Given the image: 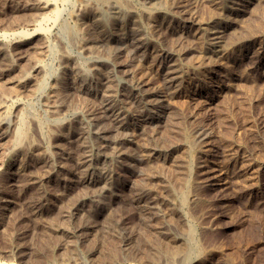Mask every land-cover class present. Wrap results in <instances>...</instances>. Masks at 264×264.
<instances>
[{
    "label": "rangeland",
    "instance_id": "374dc122",
    "mask_svg": "<svg viewBox=\"0 0 264 264\" xmlns=\"http://www.w3.org/2000/svg\"><path fill=\"white\" fill-rule=\"evenodd\" d=\"M78 2L56 0L60 19L46 25L54 54L23 50L21 57L26 53L31 57L17 61L18 71L6 79L1 77L5 68L0 63V93L29 103L43 115L45 99L30 96L32 87L10 90L9 81L32 71L35 60L49 74L68 77L72 72L62 58L67 55L76 63L84 62L95 78L99 74L97 83L113 84L115 94L124 95L112 103L129 105L119 108L127 111L129 124L121 135L128 134L134 144L124 149L125 159L117 160L107 151L100 166L108 174L92 190L74 183L66 192L65 185L43 183L40 191H29L23 179L0 176V264H138L130 258L158 264H264V0H124L128 12L105 8L103 15L89 21L71 16ZM27 3L0 0V42L33 31L27 27L32 19L24 8ZM224 6L236 11L223 15ZM220 22L228 24L221 34L227 51L212 56L204 52V33L194 35V31L199 23L210 28ZM62 25L79 27L75 41L63 36ZM79 42L87 49L82 50ZM143 43L150 48L136 46ZM152 55L160 57L156 70L149 66ZM162 58L171 63L160 64ZM133 77L147 79V96L141 100L132 91ZM42 78L38 75L36 81ZM169 78H175L174 85L167 84ZM46 80L53 85L52 78ZM67 89L65 94L62 87L57 100L62 106L57 116L71 126L73 139L81 130L87 137L85 127L97 118L96 130L116 138L101 96L92 99L70 86ZM97 89H104L102 94L107 87ZM142 103L151 105L141 108ZM1 116L10 120L11 111ZM150 118L156 121L150 123ZM48 126L52 133L59 130L51 121ZM100 138L94 142L100 143ZM37 139L45 148L46 141ZM65 142H57L54 149L63 168L61 178L67 180L70 171L75 179L79 172L72 158L63 155L68 148ZM33 168L27 174L36 172L34 179H41V170ZM183 193L193 200L182 208L177 198ZM193 248L202 253L197 255ZM173 250L174 262L166 259Z\"/></svg>",
    "mask_w": 264,
    "mask_h": 264
},
{
    "label": "bare ground",
    "instance_id": "6f19581e",
    "mask_svg": "<svg viewBox=\"0 0 264 264\" xmlns=\"http://www.w3.org/2000/svg\"><path fill=\"white\" fill-rule=\"evenodd\" d=\"M5 1V0H4ZM27 1V0H26ZM79 4L77 9L75 8V12L72 13L71 16L73 17H82L86 21L91 18H99L104 13L105 8L110 7H116L122 13L128 12L127 7H125L124 0H78ZM128 1V0H127ZM233 3V2H232ZM23 4V3H22ZM234 4V3H233ZM239 4V3H238ZM10 5V4H9ZM232 5V4H231ZM235 6V5H234ZM152 7V6H151ZM155 7V6H154ZM26 10L31 14L32 19L28 21L27 27H31L33 31L31 32H18L16 34H13L10 36L9 39H6L4 42H0V63L4 66V71L2 72V78L6 79L9 78V76L13 72H17V61L23 60L24 58H30L31 56L29 53L25 54V56L21 57V52L23 50H26V52H32L34 54L38 55H45L53 53L54 48L50 46V35L47 30V23L49 21L57 22L60 19L61 12L56 7V0H28L27 5L24 7ZM128 8H130L128 6ZM2 9V8H1ZM241 9V8H240ZM136 11V10H135ZM220 11V10H219ZM231 11H236L233 7H226L224 6L222 8V14L226 15L227 13ZM77 12V14H76ZM103 12V13H102ZM28 13V15H29ZM131 13V12H130ZM139 13V12H138ZM221 13V12H220ZM24 15V14H23ZM157 15V14H156ZM147 16V14H146ZM154 16V14H153ZM163 16V15H162ZM11 17V15H10ZM19 17V16H18ZM155 17V16H154ZM160 17V16H159ZM194 17V16H193ZM235 17V16H234ZM21 18V17H20ZM29 18V17H28ZM213 18H215L213 16ZM232 18V17H230ZM229 18V19H230ZM162 19V17H161ZM228 19V18H227ZM29 20V19H28ZM92 20V19H91ZM142 20V19H141ZM174 20V19H173ZM212 20V19H211ZM231 20V19H230ZM139 21V20H138ZM213 21V20H212ZM219 21V19H218ZM232 21V20H231ZM64 22V21H63ZM68 22V21H67ZM214 22V21H213ZM22 23V22H21ZM83 23V22H82ZM69 24V23H68ZM169 24V23H168ZM178 24V23H177ZM209 24V23H207ZM231 24V23H230ZM229 24V25H230ZM70 26V25H69ZM72 26V25H71ZM191 26V25H190ZM85 27V26H84ZM149 27V26H148ZM228 27L227 23H218L217 26L214 25L210 28H204L202 23H199L197 25V28H195L194 35H197V33H201V31L204 33L205 36L201 35L206 41L205 46V53H209L212 56H217L219 54L225 53L226 45H224V41L222 40V31ZM78 28L77 25L68 27L67 25H62V34L63 36H67V38L76 39L78 35ZM3 29V28H2ZM86 29V28H85ZM114 29V28H113ZM154 32V31H153ZM98 34V33H97ZM96 34V35H97ZM157 34V33H156ZM114 35V34H113ZM181 35V34H180ZM91 36V35H90ZM200 36V37H201ZM4 37H6L4 35ZM97 37V36H95ZM181 37V36H180ZM201 37V38H202ZM83 38V37H82ZM79 40V38H77ZM88 39V38H87ZM134 39V38H133ZM138 39V38H137ZM72 40V41H73ZM154 40V39H153ZM227 40V39H226ZM75 41V40H74ZM199 41V40H198ZM75 43V42H74ZM71 43V44H74ZM78 43V41H77ZM75 43V44H77ZM83 42H79V47L84 50L85 48ZM141 43V42H140ZM54 44V43H53ZM134 44V43H133ZM139 44V43H138ZM118 45V44H117ZM66 46V45H65ZM127 46V45H126ZM139 49H147L150 48L148 46V43L136 45ZM135 46V47H136ZM203 46V45H202ZM123 47V46H122ZM228 47V46H227ZM115 48V47H114ZM135 50V49H134ZM200 50V49H199ZM95 52V51H94ZM137 53V52H136ZM155 53V52H154ZM200 53V52H199ZM153 54V53H152ZM157 54V53H155ZM168 54V51L165 52V55ZM151 55V54H150ZM160 55V54H159ZM63 60L67 64V68L71 70V75L68 77H64L67 75H58V74H49L47 69L45 68V65H42L40 61L35 60L34 66L31 68L32 71L26 73L21 72L22 75L18 79H13L10 83V90L13 89H19L22 91V89H28V87H32L31 91H29L30 96H41V98H44L47 103V110L44 112L43 115L35 113L33 110V107L31 105L26 104L19 100L17 97H7L0 93V116H2L8 111H11V118L10 120H5L3 118H0V176H5L9 180H15L23 179V183L25 184V188L29 189H35L42 187V184H53L57 186L65 185V191H69L72 187V184L77 183L81 184L86 189H94L98 185H100V181L102 176H106L107 170L100 166V163H103L107 159V151L110 152V154L116 158L117 160L125 159V157L128 155L127 151H124L125 148H129L130 146H133L134 142L132 141L131 137L126 135H121L123 132H125L128 129V115L127 111H123L119 108H130L129 105L126 107L123 106V104L120 106L118 104H115L118 102L120 98L123 99L124 95H116L114 91V85H107L106 82H100L99 74L98 76H94L92 73V70L86 69L82 64L76 63L73 60L70 59L67 55H62ZM87 56V55H86ZM92 56V54H91ZM153 56V55H152ZM151 56V57H152ZM161 56V55H160ZM72 57V56H71ZM149 57V58H151ZM167 57V56H166ZM165 57V58H166ZM158 55H154L150 61L149 66L152 67L154 70H156V67L159 63ZM34 59V58H33ZM32 59V60H33ZM163 59V60H162ZM160 64L168 65L171 62H168L166 64L164 61L165 59L162 58ZM221 59V58H219ZM28 61V59H25V61ZM58 60V59H57ZM80 60V59H79ZM98 60V59H97ZM83 61V60H82ZM202 61V60H201ZM87 62V61H86ZM164 62V63H163ZM199 62V61H198ZM25 63V62H24ZM32 63V62H31ZM94 63V62H93ZM201 63V62H200ZM214 63V62H213ZM102 64V63H101ZM100 64V65H101ZM104 64V63H103ZM102 64V65H103ZM22 65V64H21ZM89 65V64H88ZM92 65V64H91ZM98 65V64H97ZM62 66V65H61ZM148 66V65H147ZM163 66V65H162ZM1 70H2V66ZM90 67V66H89ZM97 67V66H96ZM103 68V67H102ZM109 69V67H107ZM125 68V67H124ZM98 69V68H97ZM105 69V68H104ZM114 69V68H113ZM96 70V68L94 69ZM111 70V69H110ZM160 70V69H159ZM24 71V69H23ZM57 71V70H56ZM66 69H61L62 72L65 73ZM101 69L99 70V72ZM113 71V70H112ZM110 71V72H112ZM67 73V72H66ZM43 75V78L41 80L36 81V77L38 75ZM142 74V73H141ZM144 74H142L143 76ZM118 76V75H117ZM123 76V75H122ZM141 76V75H140ZM141 76V77H142ZM167 76V75H166ZM46 77H50L53 79V85L49 84L46 80ZM144 77V76H143ZM169 77V76H168ZM219 77V76H218ZM134 78V77H133ZM12 79V78H11ZM108 79V78H107ZM181 79V78H180ZM96 80V81H95ZM105 80V79H104ZM147 80V79H146ZM144 78H134L133 80V93L138 97H140V100L142 98H145L147 96V91L145 90V86L147 85V82ZM112 81V80H111ZM114 81V80H113ZM110 82V81H109ZM89 83V85H88ZM222 83V82H221ZM3 84V83H2ZM5 84V83H4ZM94 84V85H93ZM167 84L169 86L175 84V78H169ZM116 85V84H115ZM3 86V85H2ZM70 86V88H73V91H75L78 95H84L90 98H97L99 95L101 96V106L103 108H106L105 111L108 114V118L111 119L113 126L112 129L113 132L116 134V138L109 139L106 137L107 134H105V130L100 131L97 129V119L92 121L91 124H87L85 127V131H88L89 135L86 137L84 136V131L79 133V138L73 139V136L75 137V132L72 134V131L70 130L71 126L66 125L59 120V108L62 107L60 105H57V100L60 97V93H62V87H63V93L67 94V87ZM101 86L107 87L106 91L102 94L98 91V87L100 89ZM66 87V88H65ZM1 88V87H0ZM3 88V87H2ZM67 89V90H66ZM120 89V88H119ZM1 90V89H0ZM4 90V89H3ZM2 90V91H3ZM122 90V89H121ZM6 91V90H5ZM16 91V90H15ZM8 92V91H7ZM18 92V91H17ZM126 92V91H125ZM205 92V91H204ZM19 93V92H18ZM212 93V92H211ZM16 94V92H15ZM12 96V95H11ZM16 96V95H15ZM66 96V95H65ZM128 96V95H127ZM80 97V96H79ZM21 98V97H20ZM100 98V97H99ZM129 98V97H128ZM134 98V97H133ZM26 99V98H25ZM76 99V98H75ZM120 99V100H122ZM206 99V98H205ZM64 100V99H63ZM70 100V99H69ZM77 100V99H76ZM55 101V102H54ZM135 101V100H134ZM74 102V101H73ZM77 102V101H76ZM94 102V101H93ZM115 102V103H112ZM146 102V101H145ZM32 103V102H31ZM70 103V102H69ZM136 104V102H134ZM151 103V102H150ZM63 103L61 102V105ZM75 104V103H74ZM79 105V104H78ZM99 105V104H98ZM140 105V103H139ZM151 105V104H150ZM149 103L147 105L141 104V108L149 107ZM156 105V104H155ZM161 105V103H160ZM64 106V105H63ZM77 106V105H76ZM81 106V105H80ZM162 106V105H161ZM71 107V106H70ZM78 107V106H77ZM99 107V106H98ZM117 108V109H116ZM61 109V108H60ZM71 109V108H70ZM133 109V108H132ZM149 110V109H148ZM151 110V109H150ZM61 111V110H60ZM75 111V110H74ZM130 111V109H129ZM154 113V111H151ZM58 113V116H57ZM63 114V113H62ZM80 115V114H79ZM1 116V117H2ZM139 116V115H138ZM78 118V117H77ZM80 118V117H79ZM52 119V120H51ZM89 119V118H87ZM86 119V120H87ZM77 120V119H76ZM79 120V119H78ZM77 122H80L78 121ZM81 120V119H80ZM99 120V119H98ZM131 120V119H130ZM150 120V123H154L156 120L154 119H148ZM49 121L52 122V124H55V127H58L57 133H52L49 129ZM68 121V120H67ZM107 121V120H105ZM143 123L146 121H142ZM141 122V123H142ZM76 123V122H75ZM82 123V122H81ZM136 123V121H135ZM104 124V122H103ZM62 125L64 127H62ZM83 125V123H82ZM143 125V124H142ZM109 126V124H108ZM148 127V126H146ZM99 128V127H98ZM78 130V129H77ZM131 130V129H130ZM136 130V129H135ZM80 130H78L79 132ZM110 131V130H108ZM82 133V134H81ZM110 133V132H109ZM81 134V136H80ZM111 134V133H110ZM119 134V135H118ZM142 135V134H141ZM35 136L39 137L42 141H46L47 145L44 146L45 148H40L38 145V139L37 142L35 140ZM111 136V135H110ZM102 138V141L100 140ZM112 137V136H111ZM91 138V139H89ZM95 138H100V143L94 142ZM65 139L67 142V152L63 155H69L72 161V166H74L77 171L79 172V175L74 179L72 176L73 174L68 171V174H65L68 176L67 180H63L61 178V165H58V160L56 159V153H55V146L57 142H60L61 140ZM69 139V140H68ZM134 140V139H133ZM153 140V139H152ZM43 141V142H44ZM145 141H148V139ZM65 142V143H66ZM45 143V144H46ZM97 143V144H96ZM147 144V142H146ZM42 146V145H41ZM136 146V145H135ZM137 147V146H136ZM135 147V149H137ZM143 147V146H142ZM141 147V148H142ZM147 147V146H146ZM145 147V149H146ZM134 148V147H133ZM139 148V147H138ZM140 149V148H139ZM138 149V150H139ZM149 149V148H148ZM126 150V149H125ZM131 150V148H130ZM129 150V151H130ZM144 151V150H143ZM204 151V150H203ZM145 152V151H144ZM162 152V151H161ZM166 152V151H165ZM146 153V152H145ZM150 153V152H149ZM137 154V153H136ZM147 155V154H146ZM151 155V154H150ZM191 156V155H190ZM58 157V156H57ZM67 157V156H66ZM195 157V156H192ZM129 158V157H128ZM231 158V157H230ZM146 159V158H145ZM64 160V159H63ZM67 160V159H66ZM195 160V159H190ZM189 160V161H190ZM67 161H70L67 160ZM146 161V160H145ZM65 162V161H64ZM192 162V161H191ZM249 162V161H248ZM60 163V162H59ZM131 163V162H130ZM37 166V169L39 168L41 170V175L38 177L41 179H34L37 173L35 172V175H28L27 171L31 168H35ZM64 167L63 163H61ZM123 164V163H121ZM33 166V167H32ZM67 167V166H66ZM109 167V166H108ZM33 168V169H34ZM244 168V167H243ZM35 168V170H37ZM63 169V168H62ZM115 169V168H114ZM240 169V168H239ZM39 171V170H38ZM37 171V172H38ZM118 171V170H117ZM190 171V170H189ZM32 172V171H31ZM75 172V171H74ZM76 173V172H75ZM40 174V173H39ZM78 174V173H77ZM76 174V175H77ZM38 175V174H37ZM67 178V177H66ZM104 179V178H103ZM102 179V180H103ZM117 180V179H116ZM67 181V182H66ZM206 181V180H204ZM20 182V180H19ZM110 182V181H109ZM207 182V181H206ZM222 182V181H221ZM1 183V182H0ZM6 183V182H5ZM202 183V182H201ZM3 184V183H2ZM105 184V183H104ZM111 185V183H109ZM209 184V183H208ZM7 185V184H6ZM5 185V186H6ZM20 185V183H19ZM172 185V184H171ZM188 185V184H187ZM198 186L200 184H197ZM245 185V184H244ZM46 186V185H45ZM106 186V185H105ZM109 186V185H108ZM191 185H189L190 187ZM195 186V185H194ZM248 187V185H246ZM111 187V186H110ZM113 187V186H112ZM164 187V186H162ZM172 187V186H171ZM203 187V186H202ZM207 187V186H206ZM245 187V186H244ZM56 188V187H55ZM118 188V187H117ZM175 188V187H174ZM179 188V187H178ZM183 188V187H182ZM185 188V187H184ZM192 188V187H190ZM188 188V189H190ZM3 189V188H2ZM48 189V188H47ZM57 189V188H56ZM68 189V190H66ZM160 189V188H159ZM173 189V187H172ZM5 190V189H3ZM82 190V189H81ZM171 190V189H170ZM185 190V189H184ZM184 190L182 192H184ZM89 191V190H88ZM96 191V190H95ZM168 191V190H166ZM175 191V190H174ZM190 191V190H189ZM198 191V190H197ZM61 192V191H60ZM114 192V191H113ZM146 192V191H145ZM172 192V191H171ZM186 192V190H185ZM57 193V192H55ZM89 193V192H88ZM165 193V192H164ZM167 193V192H166ZM173 193V192H172ZM176 193V192H175ZM30 194V193H29ZM90 194V193H89ZM105 194V193H104ZM177 194V193H176ZM175 194V196H176ZM192 194V193H191ZM42 195V194H41ZM66 195V194H65ZM69 195V194H68ZM141 195V194H140ZM170 195V194H169ZM27 196V195H26ZM157 196V195H156ZM174 196V197H175ZM168 197V196H167ZM15 198V197H14ZM24 198V197H23ZM35 198V197H34ZM70 198V195H69ZM80 198V197H79ZM137 198V196H136ZM96 199V198H95ZM153 199V198H152ZM172 199V198H170ZM175 198H173L174 200ZM196 199V198H195ZM27 200V199H26ZM36 200V199H35ZM189 194L183 193L178 196L177 201L180 206H186L189 201H192ZM138 201V200H137ZM175 201V200H174ZM166 202V201H165ZM170 202V201H169ZM172 202V200H171ZM18 203V202H17ZM35 203V202H34ZM37 203V202H36ZM61 203V202H60ZM74 203V202H72ZM152 203V202H151ZM159 203V202H158ZM195 203V202H194ZM197 203V202H196ZM155 204V203H154ZM168 204V203H167ZM177 204V203H176ZM4 205V204H3ZM143 205V204H142ZM147 205V204H146ZM166 205V204H165ZM46 206V205H45ZM54 206V205H53ZM141 206V205H140ZM169 206V205H168ZM36 207V206H35ZM63 207V206H62ZM65 207V206H64ZM90 207V206H89ZM101 207V206H100ZM149 207V206H148ZM178 207V206H177ZM12 208V207H11ZM33 208V207H32ZM31 208V209H32ZM50 208V207H49ZM61 208V207H60ZM171 208V207H170ZM36 209V208H34ZM73 209V208H72ZM173 209V208H172ZM4 211V210H3ZM45 211V210H44ZM175 211V210H174ZM35 212V211H33ZM48 212V211H47ZM81 212V211H80ZM58 213V212H57ZM179 213V212H178ZM32 214V213H31ZM38 214V213H36ZM189 214V213H188ZM28 215V214H27ZM34 215V214H32ZM65 215V214H64ZM15 216V215H14ZM68 216V214H67ZM3 217V216H2ZM37 217V216H36ZM49 217V216H48ZM61 217V216H60ZM65 217V216H64ZM145 217V216H144ZM6 218V217H5ZM33 218V217H32ZM78 218V217H77ZM181 218V217H180ZM3 219V218H2ZM43 219V218H41ZM51 220V219H50ZM187 221V220H186ZM190 222V221H189ZM58 223V222H57ZM72 224V223H71ZM190 224V223H189ZM66 226V225H65ZM68 226V225H67ZM184 230V229H183ZM185 231V230H184ZM81 232V231H80ZM166 232V231H165ZM169 233V232H168ZM161 235V234H160ZM2 236V235H1ZM55 236V235H54ZM192 232L189 227H187V240L190 241L192 237ZM78 237V236H77ZM4 238V237H3ZM63 238V237H62ZM74 238V237H73ZM185 238V237H184ZM5 239V238H4ZM172 240V239H171ZM175 240V239H174ZM173 240V241H174ZM191 242V241H190ZM167 243V242H166ZM174 243V242H173ZM188 244V243H187ZM196 245V244H195ZM167 246V245H166ZM190 246V244H189ZM193 246V244H192ZM198 246V245H197ZM196 246V247H197ZM184 247V246H182ZM186 247V246H185ZM166 248V247H165ZM164 248V249H165ZM153 250V249H152ZM160 250V249H159ZM189 250V249H188ZM165 251V250H164ZM169 251V250H168ZM192 251V250H189ZM174 250L172 252H169L168 256H166V259H169L170 261H175L174 256ZM194 253H198L197 255L201 254L199 250L196 248H193ZM189 253V252H188ZM205 253V252H204ZM208 253V252H207ZM187 254V253H186ZM192 254V253H191ZM117 255V254H116ZM193 255V254H192ZM203 255V254H202ZM162 256V255H161ZM135 257V256H134ZM113 258V257H112ZM121 258V257H120ZM129 258V257H128ZM148 258V257H147ZM179 258V257H178ZM177 258V259H178ZM118 259V258H117ZM122 259V258H121ZM125 259V258H123ZM122 259V260H123ZM131 259V260H130ZM129 262H138L141 264H158V262L153 263L149 261H143L139 262L136 259L130 258ZM143 259V258H142ZM112 260V259H111ZM114 261V260H112ZM111 261V262H112ZM125 261V260H124ZM110 262V261H109ZM109 262L107 264H109ZM119 262V261H118ZM168 262V261H165ZM128 263V262H126ZM164 263V262H163ZM170 263V262H169ZM1 264H3L1 262ZM62 264V263H61ZM86 264V263H85ZM160 264V263H159ZM165 264V263H164Z\"/></svg>",
    "mask_w": 264,
    "mask_h": 264
}]
</instances>
